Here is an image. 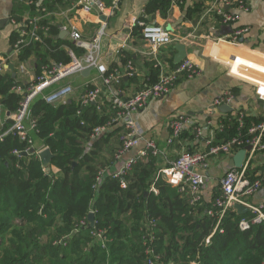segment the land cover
<instances>
[{
    "label": "trees",
    "instance_id": "obj_1",
    "mask_svg": "<svg viewBox=\"0 0 264 264\" xmlns=\"http://www.w3.org/2000/svg\"><path fill=\"white\" fill-rule=\"evenodd\" d=\"M36 1L27 0L33 14L39 15ZM153 4L148 10L156 9ZM22 9L23 4L15 0L12 19L16 23L23 21ZM39 25L42 40L21 45L17 55L20 63L35 59L38 76L53 63H69V49L84 53L76 43L59 39L58 28L42 21ZM20 39L14 32L12 46ZM125 56L126 66L129 56ZM15 86L10 72L0 73V106L12 115L21 100ZM31 111L38 130L32 138L51 150L50 167L58 172L52 168L46 172L37 154L24 155L30 146L19 137L9 134L0 141V264H147L148 248L156 249L162 264H264V223L243 230L241 221L251 220L252 214L230 210L214 233L217 221L208 212L220 189L204 205L192 204L178 188L157 180L162 159L149 151L125 175L126 188L114 174H105L97 182L121 149L122 132L116 129L95 141L92 138L97 127L115 117L112 103L102 105L98 100L83 106L71 99L50 104L38 97ZM12 124L10 119L5 129ZM234 126L232 134L225 124L215 142L234 136L238 124ZM117 134L119 147L111 148L107 158L104 149ZM154 183L158 194L151 191ZM92 210L96 223L89 229Z\"/></svg>",
    "mask_w": 264,
    "mask_h": 264
},
{
    "label": "crops",
    "instance_id": "obj_2",
    "mask_svg": "<svg viewBox=\"0 0 264 264\" xmlns=\"http://www.w3.org/2000/svg\"><path fill=\"white\" fill-rule=\"evenodd\" d=\"M19 1L24 6L20 16L23 21L16 23L12 19L15 0H0V57L3 59L4 67L0 73L8 71L12 78L13 73H16V77L13 78L16 86H28L38 77L35 59L20 63L15 46H12L13 33L16 31L19 33L25 28V23L30 18H38L44 24L58 28L59 39L72 43H76L71 36L72 29L75 28L85 43L94 45L87 49L78 47L76 43L77 48L84 51L83 54L73 50L79 59L84 60L86 56L92 54L97 62V66L89 74L80 73L82 83L73 88L71 83L63 84L64 79L46 91L52 93L71 86L73 94L67 102L71 99L80 100L88 87L100 91L99 102L102 105L112 103L113 97L117 94L125 99L135 95L158 82L163 71H170L176 66L178 44H184L187 48V59L200 66L201 72L198 76L193 79H181L169 95L151 100L144 109L133 115V120L144 132V139L136 148L108 165L106 167L108 174L122 170L132 157L142 152L147 140H154L160 149L166 151L168 160H175L184 151L205 150V143L199 140L191 129H188L175 145L167 147V140L171 136L170 122L176 114L188 115L204 128H207L208 122L211 121V128L208 130H214L216 133H222L227 124L229 132L233 134L235 126L233 128L232 124H238L241 115L248 126L264 121V101L258 96L257 87L240 77L249 76L247 78L257 79L242 73L244 69L240 68V64H245L251 67L250 70L257 72L261 77L257 80L264 84V0H245L250 7L249 12L236 7L239 0H230L232 6H223L230 13L240 15L237 26L250 29L238 43L223 41L217 43L218 38L231 34L236 26L222 23L212 13V6L216 0H182L183 3L182 1L176 3L174 0H120L113 13L109 10L115 0H109L110 5H106L107 0H101L104 9L94 8L90 12L76 8L74 6L76 0L49 2L37 0L36 12L39 15L33 14L27 0ZM51 1L55 3L52 4ZM154 1L156 9L148 10V5ZM152 24L164 26L176 39L174 44L163 47L157 55H154L151 47L142 38L143 25ZM62 33H66L63 38L60 37ZM125 55L129 56L126 66L123 62ZM239 57L243 59L239 60L232 72V66ZM156 61L160 62V68ZM9 65H14V72L8 69ZM130 65L133 68V76L128 74ZM102 68L105 71H102ZM249 73L259 77L250 71ZM113 74L122 75L121 82L106 85L104 79ZM227 92H233L235 95V101L229 106L232 113H225L214 107V101ZM12 116L0 106V136L7 132L5 125ZM125 124L126 120L123 119L114 128L118 130V134L124 131ZM118 134L110 138L103 152L105 157L108 158V151L111 148L119 147ZM42 146L40 141L35 140L36 150ZM230 159L227 157L212 159V166L208 172L209 184L205 192L207 201L212 199L213 192L220 188V179L231 169ZM164 161L162 159V164ZM50 168L55 173L58 172L57 168ZM263 169L264 153H258L250 175L253 177V172ZM250 202L255 205L264 204V186L250 198Z\"/></svg>",
    "mask_w": 264,
    "mask_h": 264
},
{
    "label": "built area",
    "instance_id": "obj_3",
    "mask_svg": "<svg viewBox=\"0 0 264 264\" xmlns=\"http://www.w3.org/2000/svg\"><path fill=\"white\" fill-rule=\"evenodd\" d=\"M180 1L182 0H174L176 3ZM119 2L120 0L114 1L113 6L109 10L110 13L114 12ZM225 5L232 6L233 3L230 0H216L212 6V13H214L222 23L236 27L231 34L218 38L217 43L222 41L238 43L241 38L249 33L250 29L237 26L240 21V15L230 13L228 10L224 9L223 6ZM74 6L86 12H90L94 8H98L99 10L104 9L101 0H76ZM236 7L244 12L250 11V7L245 0H239ZM39 22L40 19L38 18H30L26 21L25 28L21 29L19 32L21 39L14 47L17 54L19 53L21 45L31 43L32 41L40 42L42 40L39 35ZM71 36L78 47L87 49L94 47V45L85 43L81 34L75 28L72 29ZM142 38L151 47L154 55H157L163 47L172 45L176 42L173 35L167 31L164 26L159 24L143 25ZM69 54L71 58L69 63H53L50 67L46 66L43 68L42 74L30 85L15 86L13 88L19 97H21V100L17 112L11 118L13 121L12 126L7 132L0 136V141H2L5 136L13 134L19 137L22 142L29 144L30 148H28L25 153L30 154L31 149H35V141L32 138V134L38 132V130L36 122L31 117V107L34 100L38 97H43V99L50 104L66 103L67 99L73 94V88L71 86H66L52 93H47L46 91L76 73H81L89 67L97 66V62L92 54L86 56L84 60L79 59L73 50H70ZM240 59L243 58H236L232 66V72H234L235 65L239 63ZM2 61L3 59L0 57V72L4 69ZM156 65L159 68L161 67L159 61H156ZM240 68H243L245 73H249L251 69V67L245 64H240ZM102 71L105 70L102 68ZM200 72L201 69L197 63L186 59L170 71H163L158 82L147 86L135 95L125 99L117 94L112 99L115 117L107 125L97 127L93 132L92 138L97 139L110 132L121 120L125 119V128L119 137L121 149L117 153L116 158L130 152L144 139V132L140 125L133 120V115L144 109L151 100L160 99L169 95L181 79H193L198 76ZM128 74L129 76L134 75L132 65L129 66ZM240 77L255 84L258 96L264 101V94H262L264 84L262 81L254 78H247L249 76ZM121 80L122 75L118 74H113L104 79L105 84L108 86L112 85L114 82L120 83ZM99 98L100 91L98 89L88 90L81 97L80 102L83 106H87L91 103L96 104ZM234 101V93L227 92L214 101V107L217 110L222 106H231ZM211 124L212 122L209 121L207 128H204L202 125L194 122L188 115L176 114L170 122L171 136L167 140V147H171L176 141H180L183 133L191 129L199 140H203L205 143V150L199 152L184 151L175 160H168L166 151L160 149L154 140H147L142 152L138 156L132 157L122 170L118 173H114V175L122 178V187L126 188L127 183L124 178L125 175L133 164L139 160V157L145 156L149 151L154 156L163 157L162 159L165 160L157 174V180H165L173 187L178 188V191L183 196H187L191 199L192 204L204 205L207 201L205 192L209 184L208 172L212 166V159L219 157L232 158L239 150L251 146L252 150L247 152L243 167L241 169H230L220 179L219 189L221 195L216 198L213 208L208 214L217 221L214 233L218 230L227 213L230 210L236 211L234 208L236 204H240L249 209V212L253 216L251 220L243 219L241 221L240 227L243 230L249 229L253 224L264 223V204L255 205L250 202V198L264 186V169L253 172V177L250 175L256 155L258 153H264V121L253 126H248L244 117L241 115L238 118L237 134L219 143L215 142L217 139L216 132L214 130H208L211 128ZM46 149L48 148L43 145L40 149H35V154L40 156ZM13 153L21 156L18 150H15ZM105 174H108L106 169L100 172L97 177V182H101ZM151 191L158 194L155 183L151 186ZM91 212L94 211L92 210ZM97 236L101 237V233ZM212 236L208 237L206 240L208 244ZM146 255L147 264H162L161 257L156 253V249L148 248Z\"/></svg>",
    "mask_w": 264,
    "mask_h": 264
},
{
    "label": "water",
    "instance_id": "obj_4",
    "mask_svg": "<svg viewBox=\"0 0 264 264\" xmlns=\"http://www.w3.org/2000/svg\"><path fill=\"white\" fill-rule=\"evenodd\" d=\"M64 35H66V33H62L60 35V37L63 38ZM176 48L178 50V55L176 56L175 64L179 65L184 60L187 59V48L184 44H178ZM93 68L94 67L87 68L86 70L83 71V74L84 75L89 74L90 71L93 70ZM8 69L10 71L14 72V65H9ZM15 77H16V73H13V78H15ZM220 111L225 112V113H232V108L229 106H222V107H220ZM251 150H252L251 146H247L244 149L239 150L230 159V162H229L230 168L231 169H241L245 163L247 152H249ZM35 152H36L35 149H31L30 154H35ZM24 155H28V153H24ZM40 158L43 162V166H44L45 170L48 172L50 169L51 161L54 158V154L51 152L50 149H46L45 151H43L40 154ZM234 208L236 209V211L238 212L239 215H244V214L249 213V209H247L246 207H244L240 204H236L234 206ZM88 221H89L88 228L93 229L95 227V223H96V216H95L94 212L89 213Z\"/></svg>",
    "mask_w": 264,
    "mask_h": 264
},
{
    "label": "rangeland",
    "instance_id": "obj_5",
    "mask_svg": "<svg viewBox=\"0 0 264 264\" xmlns=\"http://www.w3.org/2000/svg\"><path fill=\"white\" fill-rule=\"evenodd\" d=\"M244 71H245V70H244ZM244 71H243L242 73L247 74V75H250V76L255 77V78H257V79H260V78H261V77L257 74V72H254V71H252V70H249L251 73L256 74V75L259 76V77L253 76V75L250 74V73H245ZM82 80H83V79H82L80 73H76V74H74V75H72V76L66 78L65 81L63 82V84L71 83L72 87L75 88V87L78 86V84L82 83ZM61 82H62V81H61Z\"/></svg>",
    "mask_w": 264,
    "mask_h": 264
}]
</instances>
